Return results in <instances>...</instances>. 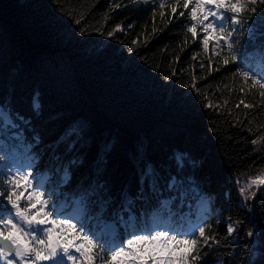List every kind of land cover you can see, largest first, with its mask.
<instances>
[{"label": "trees", "instance_id": "16d2710c", "mask_svg": "<svg viewBox=\"0 0 264 264\" xmlns=\"http://www.w3.org/2000/svg\"><path fill=\"white\" fill-rule=\"evenodd\" d=\"M183 3L0 0V104L30 121L12 132L40 138L34 151L42 169L54 143L78 131L71 137L74 152L64 159L79 155L84 166L68 191L95 178L98 156L107 162L101 183L106 180L118 200L126 186L135 194L145 165L176 173L175 157L183 154L184 174L210 194L206 234L218 241L202 247L194 264H250L245 233L255 223L260 235L264 186L253 187L249 198L239 183L264 173V90L233 75L237 64L225 66L211 44L205 52L193 42L191 6L185 10ZM262 45L261 37L250 42L249 63L259 62L252 47ZM229 226L237 231L229 235Z\"/></svg>", "mask_w": 264, "mask_h": 264}, {"label": "snow or ice", "instance_id": "6c2138e0", "mask_svg": "<svg viewBox=\"0 0 264 264\" xmlns=\"http://www.w3.org/2000/svg\"><path fill=\"white\" fill-rule=\"evenodd\" d=\"M182 7H190L187 32L193 42L198 40L205 52L211 44V54L225 66L237 64L233 75L264 90V45L252 47L260 59L257 64L249 63L250 42L264 38V0H184ZM171 11L176 14L177 8ZM75 24L81 21L75 20ZM241 36L246 39L241 40ZM204 106L211 108L212 104L205 102ZM37 110L34 104L33 111ZM24 123L30 121L10 105L0 104V133H11L7 139L0 134L3 264H194L202 259V247L211 248L210 241L218 243L206 234L210 194L184 174L183 154L175 157L176 173L145 165L135 194L126 186L119 190L118 200L112 186L106 180L101 183L107 162L98 156L95 178L87 184L81 180L68 191L74 173L84 166L79 155L64 159L74 152L71 137L78 131H69L54 143L48 164L42 169V156L34 151L40 138L29 140L20 132H12ZM61 144L65 145L63 154L59 151ZM260 186H264V178L251 180L240 191L244 194ZM185 205L186 212L182 211ZM202 211L204 218L193 224ZM256 229L253 223L246 231L250 243L245 247L250 264H264V225L259 227V236ZM227 231L231 235L237 229L229 226Z\"/></svg>", "mask_w": 264, "mask_h": 264}, {"label": "rangeland", "instance_id": "374dc122", "mask_svg": "<svg viewBox=\"0 0 264 264\" xmlns=\"http://www.w3.org/2000/svg\"><path fill=\"white\" fill-rule=\"evenodd\" d=\"M261 178H264V173H260L259 175L257 174V175H255L253 177H250V178H248V179H246L244 181H241L239 183L240 184V187L239 188L240 189L241 188H247L248 187V184L250 183L251 180H253V179H261ZM248 193L249 192H245L244 193L245 194V197H249L248 196ZM211 208H213V205H212V203H209L207 209H211ZM201 214H202V212L200 213V216H201Z\"/></svg>", "mask_w": 264, "mask_h": 264}]
</instances>
